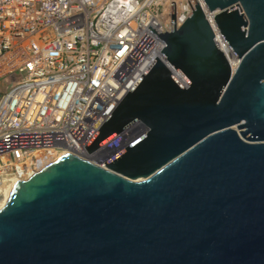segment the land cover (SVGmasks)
Listing matches in <instances>:
<instances>
[{
	"label": "water",
	"instance_id": "water-1",
	"mask_svg": "<svg viewBox=\"0 0 264 264\" xmlns=\"http://www.w3.org/2000/svg\"><path fill=\"white\" fill-rule=\"evenodd\" d=\"M204 3L239 65L197 3L150 27L165 48L85 155L14 187L0 264H264V0Z\"/></svg>",
	"mask_w": 264,
	"mask_h": 264
},
{
	"label": "built area",
	"instance_id": "built-area-1",
	"mask_svg": "<svg viewBox=\"0 0 264 264\" xmlns=\"http://www.w3.org/2000/svg\"><path fill=\"white\" fill-rule=\"evenodd\" d=\"M204 0H0V177L84 156L117 106ZM139 129L131 125L122 138Z\"/></svg>",
	"mask_w": 264,
	"mask_h": 264
},
{
	"label": "bare ground",
	"instance_id": "bare-ground-1",
	"mask_svg": "<svg viewBox=\"0 0 264 264\" xmlns=\"http://www.w3.org/2000/svg\"><path fill=\"white\" fill-rule=\"evenodd\" d=\"M227 55L229 56V59L231 61V64L233 68L235 69L239 65V60L235 57L233 53H230V51H226ZM61 156H55L46 161L45 163L41 164L38 167V170L44 168L45 166L49 165L52 163L54 160L58 159ZM20 182L18 178L15 176H5L0 177V210L6 205L14 187L17 185V183Z\"/></svg>",
	"mask_w": 264,
	"mask_h": 264
}]
</instances>
